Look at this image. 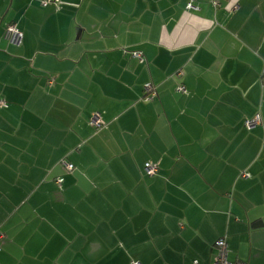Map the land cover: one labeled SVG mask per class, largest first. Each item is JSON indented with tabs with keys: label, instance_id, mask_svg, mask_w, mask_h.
<instances>
[{
	"label": "crops",
	"instance_id": "0c3cea01",
	"mask_svg": "<svg viewBox=\"0 0 264 264\" xmlns=\"http://www.w3.org/2000/svg\"><path fill=\"white\" fill-rule=\"evenodd\" d=\"M0 99V264H264V0H0Z\"/></svg>",
	"mask_w": 264,
	"mask_h": 264
},
{
	"label": "built area",
	"instance_id": "2783aa9c",
	"mask_svg": "<svg viewBox=\"0 0 264 264\" xmlns=\"http://www.w3.org/2000/svg\"><path fill=\"white\" fill-rule=\"evenodd\" d=\"M55 0H42L43 3L48 2H54ZM192 4L190 3V6ZM5 37L15 43H20L23 38V32L18 28V26L15 23H10L7 25L5 30ZM133 55L135 57H138L140 60H143L145 57L141 52L135 51L133 52ZM53 82V79L51 80V83ZM147 96L146 99H153L155 98L156 92V86H154V83L152 81H149L145 85ZM179 90L184 91L185 87L181 86ZM6 101L4 99H0V107L5 106ZM261 121L260 116L256 115L254 118H249L245 120V124L247 127L251 128L258 124ZM90 123L96 127V128H102L106 125V122L103 120L99 112H95L92 114L90 118ZM63 165L68 169L71 170L74 168V165L67 161H62ZM145 171L148 175H153L158 171V168L155 164H152L151 162H147L145 165ZM63 180L60 178L58 179V182L61 183ZM1 250V247H0ZM131 264H141L137 260H132ZM197 264V263H196ZM212 264H245L244 262L240 260L232 261L229 259V248L228 244L225 238H219L216 242V252L213 257Z\"/></svg>",
	"mask_w": 264,
	"mask_h": 264
},
{
	"label": "trees",
	"instance_id": "16d2710c",
	"mask_svg": "<svg viewBox=\"0 0 264 264\" xmlns=\"http://www.w3.org/2000/svg\"><path fill=\"white\" fill-rule=\"evenodd\" d=\"M56 1V0H55ZM134 52V51H133ZM133 52H130L131 53V55L133 56ZM153 82V81H152ZM154 83V82H153ZM154 86H156V84L154 83ZM181 86H184L185 87V90L184 91H181V90H179V88L181 87ZM178 90L179 91H181V92H184V93H186L187 92V89H186V86L184 85V84H180L179 85V87H178ZM156 92H157V88H156ZM145 93H146V95H144V97H145V99H146V96H147V91H146V88H145ZM156 96V95H155ZM65 160V159H64ZM63 161V160H62ZM62 161H61V164L63 165V163H62ZM67 161H69V160H67ZM70 162V161H69ZM72 163V162H71ZM147 163V162H146ZM146 163H145V165H146ZM73 164V163H72ZM74 165V164H73ZM145 165H144V169H145ZM64 166V165H63ZM65 167V166H64ZM66 168V167H65ZM74 168H75V165H74ZM74 168L73 169H71V170H69V171H73L74 170ZM67 169V168H66ZM68 170V169H67ZM146 172V171H145ZM147 174V173H146ZM58 179H60V178H57L56 179V182H57V184L61 187L62 186V184H63V181L61 182V183H59L58 182ZM62 179V178H61ZM63 180V179H62ZM226 239V238H225ZM227 241V240H226ZM227 244H228V242H227ZM1 247V246H0ZM228 248H229V245H228ZM2 251V247H1V250H0V252ZM229 251H230V249H229ZM230 259V258H229ZM231 260V259H230ZM138 261V260H137ZM233 261V260H232ZM132 262V261H131ZM130 262V263H131ZM140 262V261H139ZM212 262H213V259H212ZM141 263V262H140ZM142 264V263H141Z\"/></svg>",
	"mask_w": 264,
	"mask_h": 264
}]
</instances>
